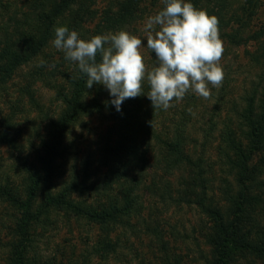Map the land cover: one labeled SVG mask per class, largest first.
Masks as SVG:
<instances>
[{
	"label": "rangeland",
	"instance_id": "rangeland-1",
	"mask_svg": "<svg viewBox=\"0 0 264 264\" xmlns=\"http://www.w3.org/2000/svg\"><path fill=\"white\" fill-rule=\"evenodd\" d=\"M57 1L0 0V52L6 48V40L17 42L18 33L30 36L32 21L27 15L44 8L52 10ZM122 1L125 0H79L90 14L83 17L82 26L74 31L85 41L120 30L136 35L142 40L140 51L151 70L157 61L155 52L147 48L146 23L164 9L165 0H142L132 23L121 29H106V21H111L108 16ZM195 1L200 4L196 5ZM185 2L218 18L224 46L219 63L224 79L219 87L209 85V98L189 90L182 100L174 99L173 106L155 119L151 129L163 138H173L182 120L179 133L185 135V153L196 164L182 163L169 172L163 143L156 138L148 139L147 135L139 150L147 171L129 181L139 196L141 211L123 217L119 223L103 225L65 208L45 206L46 190L41 189L28 210L33 217L27 226L29 235L23 236L22 225L27 214L23 204L28 198L29 171L40 166L44 142L52 132L50 122L58 120L67 108L62 93L69 92L71 85L64 74L71 73L78 63L66 59L64 51L54 46V35L50 45L34 61L19 68L10 80L0 79V135L8 133L6 139L0 140V264H17V258L22 264H215L217 256L212 243L215 220L202 210L196 195L201 191L199 181L203 182L208 187V202L230 221L225 189L230 185L236 190L240 174L231 169L224 150L228 134H233L248 149L243 111L248 99L259 98L264 92V0L254 8L247 5V0ZM60 26H67L70 31V21H62ZM227 33H233L236 38L225 36ZM3 63L0 58V66ZM90 90L85 94L86 101L96 96ZM105 92L101 97L104 101L109 94L107 89ZM108 116L107 110L84 112L70 125L65 143L69 158L61 161L59 177L49 185L51 191L61 190L63 182L79 174L87 160H92L94 165L93 179L104 188L105 181L110 179L104 177L107 168L97 160L101 157L103 138L113 123ZM253 165L254 182H264V152L256 156ZM133 166L135 171L142 168L140 162ZM200 170L203 177L196 176ZM112 188V194L123 196L125 188L119 183L114 182ZM260 191L264 196V186ZM103 193L99 189L74 192L69 197L85 208L99 207L106 199ZM99 242H107L113 248L96 252ZM232 264H264V260L237 255Z\"/></svg>",
	"mask_w": 264,
	"mask_h": 264
},
{
	"label": "trees",
	"instance_id": "trees-1",
	"mask_svg": "<svg viewBox=\"0 0 264 264\" xmlns=\"http://www.w3.org/2000/svg\"><path fill=\"white\" fill-rule=\"evenodd\" d=\"M260 1L247 0L246 3L250 8H254ZM141 2L142 0L122 1L119 8L108 16L111 21L109 23L106 21L105 28L121 29L125 24L132 23ZM164 3L166 5V0ZM195 3L200 4L199 1ZM89 14L90 11L83 9L79 0H58L52 10L44 8L27 15L32 21L30 23L32 25L31 34L29 36L20 32L17 42L6 40V48L0 52V58L4 61L0 66L2 71L0 79L10 80L19 68L30 64L43 53L54 39L55 29L59 23L70 21V31H73L82 26L83 17ZM225 36L236 38L233 33H227ZM100 59L97 55V62ZM64 76L71 85L69 92L62 93L67 108L58 120L50 122L52 132L49 139L44 142V153L40 157V166L29 171L26 183L28 198L23 204L27 210L26 221L22 225L24 237L29 235L27 226L33 218L28 210L36 201L41 189L46 190L45 206L65 208L76 215L99 221L103 225L109 222L119 223L123 217L139 214L141 211L138 207L139 196L136 195L134 187L129 185V181L137 175L142 176L143 172L147 171L144 166L145 158L139 152L140 145L147 135H149L148 139L156 138L163 143L162 151H164L166 170L169 172L178 168L182 163L196 164V161L187 157L185 153L183 146L185 135L179 133L182 120L175 130L178 133L174 134L173 138L170 136L163 138L161 133L151 129L161 114H164V109L153 110L151 101L146 96L150 91L146 81L142 85L143 95L126 99L121 110L117 111L110 103L112 97L109 94L105 101L101 98L106 94V88L103 85L94 83L91 89L95 91L96 96L93 100H85V94L92 91L87 89V75L79 70L78 64L74 65L71 73L64 74ZM248 100L249 103L243 111V117L248 127L246 132L249 147L244 149L233 134H228L227 147H225L227 149L224 150L231 169L237 172L238 176L240 174L237 189L234 190L230 185L225 189L231 215L230 221L227 222L212 202H208V187L203 182L199 181L201 191L196 195L202 210L215 220L212 237L217 256L215 264H232L237 255L241 258L252 255L254 258L264 260V196L262 191L258 192V189L263 188L264 182H254L256 181L254 176L256 167L253 165L256 156L264 152V92L259 98L251 97ZM101 110H107L108 118L113 121L103 138L101 157L97 160L101 166L107 168L104 177L110 180L105 181L104 188L101 187L98 180L93 179L95 174L92 169L94 166L92 160L91 162L87 160L79 174L63 182L61 190L51 191L49 185L57 181L61 161H67L69 158L70 152L65 143L70 125L84 112H100ZM185 112L184 110L183 113ZM7 134L0 135V140L6 139ZM137 162H140L142 167L140 170L137 169L138 174L135 173L137 170L135 171L136 167L133 166ZM197 164L201 168V164L199 162ZM196 176L203 177L202 171H198ZM114 182L125 188L121 198L111 192ZM99 189L106 194L105 201L99 207L85 208L69 197L74 192L89 193ZM111 248L113 246L107 242H99L95 246L96 252H108ZM17 264H22V260L17 258Z\"/></svg>",
	"mask_w": 264,
	"mask_h": 264
},
{
	"label": "clouds",
	"instance_id": "clouds-1",
	"mask_svg": "<svg viewBox=\"0 0 264 264\" xmlns=\"http://www.w3.org/2000/svg\"><path fill=\"white\" fill-rule=\"evenodd\" d=\"M218 24L215 15L191 2L166 0L164 9L146 23L147 48L155 52L157 61L151 70L140 51L142 40L125 30L85 41L76 31L60 26L55 29L53 44L64 51L66 59L78 63L87 75V89L95 83L108 90L117 111L126 99L143 95L145 79L153 110H167L174 99L182 100L189 90L207 99L210 84L222 85L224 72L219 62L224 46Z\"/></svg>",
	"mask_w": 264,
	"mask_h": 264
}]
</instances>
